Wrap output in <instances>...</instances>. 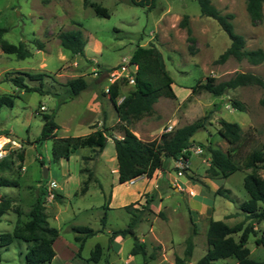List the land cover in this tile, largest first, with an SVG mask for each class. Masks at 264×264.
I'll list each match as a JSON object with an SVG mask.
<instances>
[{
    "label": "rangeland",
    "instance_id": "obj_1",
    "mask_svg": "<svg viewBox=\"0 0 264 264\" xmlns=\"http://www.w3.org/2000/svg\"><path fill=\"white\" fill-rule=\"evenodd\" d=\"M92 1L106 6L109 15L96 14L92 7L83 4V0H0V26L5 28L3 36L15 43L25 41L32 51L31 55L18 58L14 54L3 52L0 48V95L12 93L14 97L12 106L0 107V135L9 136L20 143V147L10 150L13 159L11 167L0 171V175L18 181L17 185L0 186V197L5 196L10 200L9 208L0 216V233L11 231L17 223L21 224L28 218L29 209L39 192V187L44 183L43 166L47 167V177L44 179H54L57 183L55 191L62 194L63 198L58 195L46 204L48 221L58 228L59 238L54 243L58 256L52 262L43 264L75 262L71 257V248L77 246V241L76 232L71 229V225L84 224L101 229V217L104 213L109 228L124 227L130 219V211L125 210L120 204L122 200L136 197L138 188L143 186V179L118 183L116 174L109 171L115 162L113 158L115 148L111 139L100 152L85 146L72 152L68 158L58 159L52 157L49 139L41 143L35 142L34 139L41 132L42 112H54V119L59 124L56 130L58 136L83 134L89 127L97 126L96 128L103 129L111 138L119 137L127 124L115 119L118 115L108 91L105 90L110 84L108 70L118 67L123 57L128 58L136 43L154 44L160 50L165 66L173 77L172 87L175 95L159 96L153 103L150 113L132 120L128 126L134 130V134L142 140H152L158 138L169 125L172 129L209 114L206 128L197 129L193 134L194 141L206 143L208 138H212L213 144L227 149L228 141L217 132L218 117H223L229 121H236L241 126L243 140L235 152L238 161H242L253 148L264 145L263 87L256 84L240 85L228 89L221 96H215L203 87L191 89L197 80H205L208 75L215 76L217 80L228 78L235 71H252L264 76V60L257 64L234 57H229L223 62L215 61L219 53L229 45L230 38L213 17L200 13L197 0H155L153 6L133 4L131 0ZM211 2L221 12L234 14L232 18L234 29L243 34L245 47L264 49V0L263 18L256 23L250 20L245 0ZM184 14L188 15V24L195 37L194 51L189 49L191 41L187 39L186 27L180 24ZM69 28L82 30L86 38L82 54L72 53L61 46L57 34L60 30ZM37 40L44 43L42 48L37 46ZM132 68L134 71L137 69ZM21 71L46 72L43 87L58 90L61 95L67 78L82 75L89 79L90 83L96 84L95 90L98 93L97 99L101 101V111L99 112L98 105L89 102L91 84L73 98L58 104L59 98L53 94L37 90L26 91L7 79ZM118 80L120 95L117 101L121 100L132 87L124 76H120ZM27 81L31 85L39 83L37 79ZM102 89L105 93L99 94ZM231 99L241 100L245 105L244 109L234 108L230 103ZM97 118H100V121L96 120ZM17 151L23 153L22 160L17 157ZM198 154L191 157L198 171L190 169L187 176L191 174L197 177L200 172L207 175L209 155L206 151ZM159 168L153 163L149 166L151 174L146 175L148 177L145 178L146 188L152 187V176L155 175L158 189H166L176 194L167 198L175 209L163 206V214L147 210L144 215H149V218L139 220L135 231L138 236L149 238L150 221L154 218L151 226L154 233L157 232L165 239L164 253L161 254L162 248L159 247L154 249L159 257L144 258L141 253H134L128 258L133 236L126 234L120 245L111 247L107 245V234L101 231L96 236L90 235L84 240L82 249L84 256L90 255L95 243H100L103 246L100 264H104L105 258L109 264H161L170 259L173 261L174 253L182 255L189 236L193 241L190 264H195L203 255L207 248L205 234L208 216L211 214L199 215L196 221L192 216L196 225L193 232L194 227L182 196L174 191V187H180L179 179L184 180L186 175L176 174L175 159L172 157H164V169L160 168L163 170L161 176ZM89 170L92 171V175L88 180L87 189L82 192L83 180L89 177ZM163 172L165 175L178 177L179 186L173 185L163 176ZM245 172V169H236L220 180L219 185L226 189L231 199L219 193L211 195L207 192L206 200H211L210 202L215 205L212 213L214 219H222L229 224L244 219L242 212L230 217H226L225 214L228 211H236L237 204L248 196L243 186ZM260 173L264 175V169H260ZM190 180L193 182L191 178ZM99 183L104 188L103 192ZM193 183L205 187L200 182ZM112 186L116 194L110 206L106 208L105 193ZM142 194L144 197L139 198L144 200L143 198L151 195V191ZM255 227L256 235H259L264 228V218L256 222ZM237 235L236 233L235 236ZM254 237L251 234L247 241L251 250L250 256L260 258L264 256V247L256 245ZM170 238L173 240L172 243L169 241ZM30 244L31 242L15 238L7 244L0 245V264H25L24 254ZM155 245L153 243V246ZM150 250H153V247ZM93 263L95 262L90 260V264ZM215 264H236V260L232 257L219 258Z\"/></svg>",
    "mask_w": 264,
    "mask_h": 264
},
{
    "label": "trees",
    "instance_id": "obj_2",
    "mask_svg": "<svg viewBox=\"0 0 264 264\" xmlns=\"http://www.w3.org/2000/svg\"><path fill=\"white\" fill-rule=\"evenodd\" d=\"M131 2L138 5L153 6L155 0H131ZM197 2L200 13L213 17L230 38L229 45L215 58L216 62H223L229 57H234L238 60L246 59L252 64H257L264 60L263 48L245 47L243 34L234 29L232 22L234 14L232 12H221L211 0H197ZM83 4L92 7L98 15H109L107 7L98 2L83 0ZM245 7L252 23L262 20L263 0H245ZM180 24L186 27L187 39L191 41L189 49L194 51L193 42L195 37L192 35L191 27L188 24L187 14L182 16ZM4 31L5 28L0 26V48L3 52L14 54L18 58H24L32 54L25 41L11 42L3 36ZM57 35L64 49L72 53H83L86 38L80 28L63 29ZM36 44L39 48L44 45L41 40H37ZM128 59L131 64L137 65V69L132 72L134 77L132 87L120 101H117V97L120 95L119 80H114L108 87L109 98L113 102L119 120L127 124L120 137H112L117 161L118 182H124L141 174L150 176L149 166L151 163L155 167L164 169V157L177 159L182 156L185 159H189L192 147L197 144L202 146L203 151H206L209 155V164L206 167L207 176L222 179L236 169H245L243 186L248 196L237 204V212H242L244 219L229 224L222 219L211 217L205 234L207 248L203 255L196 260L195 264H215L217 259L227 257L234 258L236 264H264V256L260 258L250 256L251 250L247 245L248 238L252 234L255 236V244L264 247V228L259 235H256L255 227V223L264 218V204L260 203H264V175L260 173V169H264V145L263 147L253 148L245 155L242 161H238L235 157V152L243 140L241 126L238 122L229 121L223 117H218L217 132L228 141L229 147L227 149L224 150L219 145L213 144L212 138H208L206 143L194 141L193 134L197 129L206 128L209 114L164 131L158 138L147 141L142 140L133 133L128 124L132 120L139 119L143 115L150 113L153 109V103L159 96L175 95L172 87L173 77L165 66L160 50L154 44L144 45L136 43ZM46 74L44 71H21L19 74L10 75L7 79L16 87L26 91L37 90L41 93L53 94L59 98L58 104L73 98L89 85L82 75L69 77L64 82L65 88L61 95L58 90L43 87V78ZM27 79H37L39 83L31 85ZM125 79L127 80L126 77ZM248 84H256L264 88V76L252 71H235L228 78L217 80L215 76L208 75L205 80H197L191 86V89L197 90L199 87H203L213 95L221 96L230 88ZM102 93H105L103 89L99 91V94ZM13 103L14 97L12 93H2L0 95V107L2 105L12 106ZM230 103L234 108L238 109H244L245 106L239 99H231ZM42 120L41 132L34 140L41 143L49 139L51 141L53 159H58L59 157L68 158L72 152L85 146L93 151L100 152L106 144L107 134L101 128H96L83 134L57 136L58 123L54 119V112H42ZM11 153L9 152L0 158V171L11 167L13 163ZM16 155L20 160L23 159L22 152L17 151ZM91 175L92 171L89 170V177L83 180L82 192L87 189ZM188 176L193 182H200L205 185L198 176L191 174ZM43 180L44 183L42 187H39V192L29 209L28 218L21 224L17 223L11 231L0 233V245L7 244L15 238L31 242L24 254L25 264L50 263L55 254L53 241L58 236L59 230L56 226L51 225L47 218L44 198L46 192L45 182L47 180L44 177ZM17 184L18 181L16 179L0 175V186ZM99 186L102 187L100 183ZM215 193L231 199V196L222 185L216 188ZM58 195L59 192L54 189V197ZM109 199L110 192L105 193L104 206L106 208L108 207ZM152 199V197H146L142 208L134 207L133 203L124 205L131 213L130 219L124 227L111 231L108 245H110L116 234H130L133 236V245L130 248L131 254L141 253L144 258H154L156 256L154 249L160 246L155 245L153 250L148 252L146 243L139 240L135 231V226L141 220L143 214L147 210L151 212L149 204ZM9 206V198L1 196L0 216ZM159 213L163 214L162 211H159ZM189 219L194 227L193 232H195V222L191 216ZM105 220L106 214L104 213L101 217L102 224L105 223ZM71 229L76 232L77 255H80L84 240L101 230L84 224H73ZM236 233L238 234L237 236H235ZM190 237L186 239L182 255L174 254L173 263L164 261L161 264H190V256L193 251V241ZM102 248L100 243H95L90 251L88 260L98 262L102 257ZM104 264H109L107 258L104 259Z\"/></svg>",
    "mask_w": 264,
    "mask_h": 264
},
{
    "label": "crops",
    "instance_id": "obj_3",
    "mask_svg": "<svg viewBox=\"0 0 264 264\" xmlns=\"http://www.w3.org/2000/svg\"><path fill=\"white\" fill-rule=\"evenodd\" d=\"M85 78V77H84ZM86 80H87V82L89 83V84H91V87H92V89H91V91H90V93H89V102H92V103H94V104H96V105H98L99 106V112L101 111V107H100V103H101V101L99 100V99H97V97H98V93H97V90H95L96 89V84L95 83H90L91 81L89 80V79H87V78H85ZM89 86V85H88ZM114 110H115V108H114ZM116 111V110H115ZM105 113H106V110H105ZM105 113L103 112L102 113V117H103V119L105 118ZM116 115H117V113H116ZM116 120H119V117L117 116L116 118H115ZM96 120H98V121H100V118H97ZM91 124V123H90ZM89 124V125H90ZM59 125V124H58ZM96 127L97 126H94V127H89V129L87 130V132L86 133H88V132H90L91 130H93V129H96ZM58 128V127H57ZM57 130V129H56ZM134 131V130H133ZM57 135V134H56ZM122 135V134H121ZM121 135H119V137L121 136ZM58 136V135H57ZM111 139V141L113 142V139L109 136V135H107V137H106V143H107V141L108 140H110ZM114 145V144H113ZM102 151V150H101ZM193 154H196V155H199L198 153H195V152H193L192 151V149H191V154H190V157H189V169L188 170H190V169H193V170H197L198 171V169H197V167H195V165L193 164V161H192V155ZM113 158H114V163H112V165L110 166V169H109V171L111 172V173H114V174H116L115 175V178H116V180H117V177H118V169H117V161H116V154H115V152H114V155H113ZM202 156H201V160H202ZM195 167V168H194ZM160 169V168H159ZM161 169H163V168H161ZM160 169V170H161ZM162 171L163 170H161L160 172V176H161V174H162ZM196 171V172H197ZM202 172H200V174H198L197 176L199 177V179H201L204 183H205V187L203 188L199 183H193L191 180H190V178H188V176L186 175V177H185V179L184 180H182V179H179L180 180V187H174V191H176V192H179V195H181L182 196V199H183V202L185 203V206H186V208H187V211H188V214H189V216L188 217H190L191 216V218H192V216L194 217V219H195V221H196V219L198 218V216L199 215H201V216H208V215H210L211 214V216H208V221H209V219H210V217H212L213 218V216H212V213L214 212V210H215V205H213L212 204V202H210L209 200H206V199H208L207 198V192L208 193H211V195H213L214 193H215V190H216V188L218 187V185H219V183H220V180L221 179H215V178H211V177H209V176H207V175H203V174H201ZM163 176H165V178H167L169 181H171V179L174 177V175L173 176H171V175H169V174H167V175H165V172H163ZM138 178H142L143 179V186H141L140 188H138V190H137V194H136V197H134V198H132V199H130V200H122V202H121V204H120V206H123V208H125L124 207V205H126V204H128V203H133V206L134 207H139V208H142V206H143V204L145 203V201H146V197L145 198H143L144 200H142L141 198H139V196H143L144 197V195L142 194L143 192H147L148 190H150L151 191V195L149 196V197H152L153 199H152V201H151V203L149 204V206H150V208H151V211H153V212H155V213H159V211H162L163 209V206H165V207H168V208H171V209H175V206L173 205V204H170L169 203V201L167 200V198H170V197H172V195H176V194H174V193H172V192H170V191H168V190H166V189H158L157 188V182L155 181V180H157V178L155 177V175H153L152 176V184H151V186L152 187H150V188H146L147 187V182H146V180H145V178H148L147 176H146V174H141V175H139V176H136V177H133V178H131V179H129V180H126V181H124V182H118V183H126V182H135L136 181V179H138ZM118 181V180H117ZM192 186V187H191ZM194 186V187H193ZM102 192H103V190H104V188L102 187ZM108 192H110V199H109V202H108V207L110 206V203H111V201L113 200V198L115 197V190L113 189V186H112V188H110L109 190H108ZM107 192V193H108ZM157 192V193H156ZM59 195L63 198V196H62V194H60L59 193ZM209 195V194H208ZM209 197V196H208ZM61 199V198H60ZM138 201V202H137ZM107 207V208H108ZM125 210H126V208H125ZM238 210H236V211H228V212H226V214H225V216L226 217H230V216H232V215H234V214H237V213H239V212H237ZM163 212V211H162ZM50 213V212H49ZM51 213H53V212H51ZM206 213V214H205ZM232 213V214H231ZM145 214V213H144ZM143 214V216H142V218H149V215L148 216H145ZM50 215V214H49ZM168 215V214H167ZM167 215H165V216H167ZM55 217L57 216L56 214L54 215ZM156 216V215H155ZM141 218V219H142ZM193 219V218H192ZM154 218H153V220H151L150 221V228H149V232H150V234H151V236L149 237V238H147V237H140V236H138V238H139V240H141V241H144L145 243H146V247H147V245H148V247H147V249H148V252L149 251H151L150 250V248H152L153 247V243H155L156 245H159L160 246V248L159 249H161L162 248V251H161V254H163L164 253V246H165V239L162 237V236H160L157 232L156 233H154V230H153V228H152V226L151 225H153L152 224V222H154ZM208 223V222H207ZM102 228H101V230L100 231H97L95 234H93V235H97V233H99V232H101V231H105V233L107 234V236H108V239H109V236H110V233H111V231L113 230V229H116V228H118V227H116V228H109L107 225H106V220H105V223L104 224H102V226H101ZM122 227V226H121ZM195 227H196V225H195ZM120 228V227H119ZM124 236L125 235H121V234H116L114 237H113V240H112V244L111 245H108V246H111V247H113V245L114 246H116V245H120V242L121 241H123V239H124ZM59 238V234H58V236L55 238V240L53 241V247H54V250H55V254H54V256H53V258H52V260H51V262L54 260V258L56 257V256H58V254H57V251H56V249H55V245H54V243H55V241L57 240ZM148 239H150V241L148 240ZM154 241V242H153ZM169 241H170V243H172L173 242V240L170 238L169 239ZM84 244V243H83ZM103 247V246H102ZM77 248H78V246H75L74 245V247H72L71 248V254H72V260H74L75 262L74 263H72V264H90V260H88V257H89V255H87V256H84L83 254H82V249H83V246H82V249H81V251H80V255H77L76 254V252H77ZM166 249V248H165ZM175 254V253H174ZM174 254H172L173 256H174ZM132 255L133 254H131L130 253V251H129V254H128V258H131L132 257ZM156 257H159V255H156ZM74 258H76V259H74ZM166 259H168L167 257H165ZM170 259V258H169ZM168 262H173L171 259L168 261ZM190 262V261H189ZM93 264H100V262L98 261V262H95V263H93Z\"/></svg>",
    "mask_w": 264,
    "mask_h": 264
},
{
    "label": "built area",
    "instance_id": "obj_4",
    "mask_svg": "<svg viewBox=\"0 0 264 264\" xmlns=\"http://www.w3.org/2000/svg\"><path fill=\"white\" fill-rule=\"evenodd\" d=\"M136 68V64H131L129 59L126 57H123L119 63L118 67H114L108 70V79L110 80V83L113 82L114 80H117L120 76H124L127 78L128 83H134V77L132 72ZM109 85L106 86L105 90L108 91ZM123 98V97H122ZM121 98V99H122ZM120 101V100H119ZM41 108H44V106H41ZM171 125L165 128V131L170 130ZM2 137V134L0 135ZM4 140L2 141L0 145V158L6 155L7 153L10 152L11 149L13 148H18L20 147V143L16 140L13 139L9 136L4 135ZM192 151L196 153H202L203 148L200 145H194L192 147ZM189 167V160L183 158L182 156H179L177 159H175V168H176V174L179 175H185L186 171H188ZM173 185H178V177L174 176L171 181ZM57 183L54 179L47 180L45 182V202L46 204L49 203L54 199V189L56 187Z\"/></svg>",
    "mask_w": 264,
    "mask_h": 264
},
{
    "label": "water",
    "instance_id": "obj_5",
    "mask_svg": "<svg viewBox=\"0 0 264 264\" xmlns=\"http://www.w3.org/2000/svg\"><path fill=\"white\" fill-rule=\"evenodd\" d=\"M43 177H47V167L43 166Z\"/></svg>",
    "mask_w": 264,
    "mask_h": 264
},
{
    "label": "bare ground",
    "instance_id": "obj_6",
    "mask_svg": "<svg viewBox=\"0 0 264 264\" xmlns=\"http://www.w3.org/2000/svg\"><path fill=\"white\" fill-rule=\"evenodd\" d=\"M3 140H4V137H1L0 136V145H1V143H2Z\"/></svg>",
    "mask_w": 264,
    "mask_h": 264
}]
</instances>
